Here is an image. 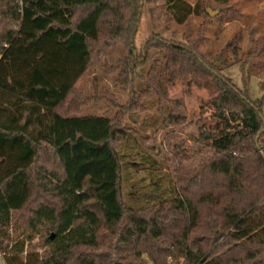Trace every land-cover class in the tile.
Segmentation results:
<instances>
[{
  "label": "trees",
  "instance_id": "obj_1",
  "mask_svg": "<svg viewBox=\"0 0 264 264\" xmlns=\"http://www.w3.org/2000/svg\"><path fill=\"white\" fill-rule=\"evenodd\" d=\"M140 1L0 0V245L8 264H264V96L230 82L199 40L155 35L141 49L144 58L152 47L163 53V72L148 78L162 98L169 55V73L212 75L232 95L224 127L204 132L215 154L175 168L176 197L128 206L119 148L131 130L116 116L79 114L89 99L77 81L104 47L129 48L125 79L141 64ZM165 1L178 24L208 14L200 1Z\"/></svg>",
  "mask_w": 264,
  "mask_h": 264
},
{
  "label": "rangeland",
  "instance_id": "obj_2",
  "mask_svg": "<svg viewBox=\"0 0 264 264\" xmlns=\"http://www.w3.org/2000/svg\"><path fill=\"white\" fill-rule=\"evenodd\" d=\"M186 1H200L217 14L191 15L186 23L178 24L168 13L165 0H141V19L134 38L135 55L141 64L125 79L121 70L130 56L129 48L124 42L111 44L99 52L93 67L76 84V91L89 99L80 115L116 116L122 127L131 130L119 148L124 197L130 207H145L177 196L175 168L179 164L197 166L215 154L210 146L212 140L205 139L204 132L215 133L214 127H224L220 118L229 116L232 99L212 75L186 68L180 73H169L173 66L171 55L163 84L167 97L149 90L150 70H164L163 53L154 52V47L143 57L141 49L149 38L160 35L167 41L186 43L199 40L200 53L230 82L248 90L253 99L264 96V52H257L264 42V0H230L226 4ZM248 58L251 69L245 63ZM231 125L238 126L236 122ZM10 235L13 239L16 233L11 229ZM11 246L12 240L8 248ZM7 254L0 245V264H8Z\"/></svg>",
  "mask_w": 264,
  "mask_h": 264
},
{
  "label": "water",
  "instance_id": "obj_3",
  "mask_svg": "<svg viewBox=\"0 0 264 264\" xmlns=\"http://www.w3.org/2000/svg\"><path fill=\"white\" fill-rule=\"evenodd\" d=\"M207 12H208V14L210 15V16H214V15H216L217 14V12L216 11H213L211 8H207Z\"/></svg>",
  "mask_w": 264,
  "mask_h": 264
}]
</instances>
